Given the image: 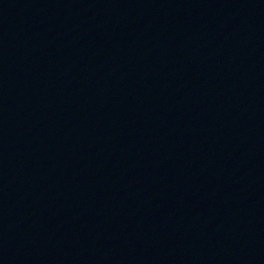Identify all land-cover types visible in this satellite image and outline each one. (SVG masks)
Returning a JSON list of instances; mask_svg holds the SVG:
<instances>
[{
	"label": "water",
	"instance_id": "1",
	"mask_svg": "<svg viewBox=\"0 0 264 264\" xmlns=\"http://www.w3.org/2000/svg\"><path fill=\"white\" fill-rule=\"evenodd\" d=\"M0 264H264V0H0Z\"/></svg>",
	"mask_w": 264,
	"mask_h": 264
}]
</instances>
